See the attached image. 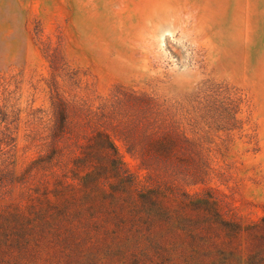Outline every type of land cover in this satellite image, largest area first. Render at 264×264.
Returning a JSON list of instances; mask_svg holds the SVG:
<instances>
[{
  "label": "rangeland",
  "instance_id": "obj_1",
  "mask_svg": "<svg viewBox=\"0 0 264 264\" xmlns=\"http://www.w3.org/2000/svg\"><path fill=\"white\" fill-rule=\"evenodd\" d=\"M0 264H264V0H0Z\"/></svg>",
  "mask_w": 264,
  "mask_h": 264
}]
</instances>
